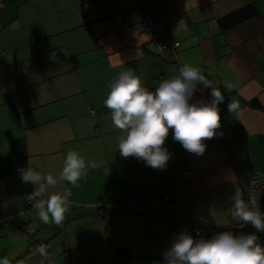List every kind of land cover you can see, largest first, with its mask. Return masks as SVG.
Segmentation results:
<instances>
[{"label": "crops", "instance_id": "1", "mask_svg": "<svg viewBox=\"0 0 264 264\" xmlns=\"http://www.w3.org/2000/svg\"><path fill=\"white\" fill-rule=\"evenodd\" d=\"M132 1L164 20L177 56L135 29ZM184 64L225 97L206 151L185 150L170 130L165 168L122 157L124 133L104 103L112 81L131 68L155 91ZM210 93L201 86L196 99ZM73 150L96 167L76 186L59 181L51 191L70 193L68 211L62 224H45L20 169L58 177ZM251 173L264 174V0H0V260L40 264L32 250L44 244V264H163L177 234H216L171 225L172 213L235 235L227 210Z\"/></svg>", "mask_w": 264, "mask_h": 264}, {"label": "clouds", "instance_id": "2", "mask_svg": "<svg viewBox=\"0 0 264 264\" xmlns=\"http://www.w3.org/2000/svg\"><path fill=\"white\" fill-rule=\"evenodd\" d=\"M179 26L187 28L183 20ZM201 86L211 88L210 101L192 100ZM223 86L225 91H231L230 84ZM224 100L220 86L214 85L198 68L184 64L155 91L145 87L141 77L131 68L122 71L112 81L104 103L111 110L113 126L124 133L119 137L120 155L143 160L154 169H163L170 159L165 147L170 130L173 139L185 150L202 155L207 147L205 141L214 138L221 127L219 105ZM236 109L237 104L230 100L229 112ZM95 167V161L86 164L85 158L73 150L67 153L58 177L29 166L20 169L22 181L35 186L28 200L43 223L60 225L64 222L70 193L51 191L59 181L76 186L86 168ZM232 201L227 211L233 221L243 225L250 223L257 231L264 232V212L251 193L245 199L243 193L236 190ZM258 239L255 233L234 235L231 231H223L210 239H197L181 232L164 252L163 264H264V246L257 242ZM36 254L41 258L40 264L50 259L44 244L32 250V255ZM0 264H9V260L4 258Z\"/></svg>", "mask_w": 264, "mask_h": 264}, {"label": "built area", "instance_id": "3", "mask_svg": "<svg viewBox=\"0 0 264 264\" xmlns=\"http://www.w3.org/2000/svg\"><path fill=\"white\" fill-rule=\"evenodd\" d=\"M130 8L137 15V21L134 25L135 29L144 32L148 39L151 42H156L160 50L167 51L170 54L177 56V52L180 47L179 41H171L168 34V26L164 22V20L159 17L148 13L145 9H143L140 5L136 3V1L130 2ZM196 99V93L192 98ZM234 149L229 150V156H233ZM191 172L188 170L184 173V179L187 182L190 178ZM242 182V190L244 194V198L247 199L249 193H251L252 197H254L255 202L260 205V200L264 198V174L263 173H251L246 175L245 177L240 176ZM169 197L166 196L164 198V202L160 209H163L168 204ZM30 207H33L31 201L28 202ZM185 218H189L190 220L184 221ZM170 220L171 225H180L184 226L187 229H194L195 234L201 237L209 238L213 234L217 233V230L213 226L208 227H197L196 223L192 217H184V216H174L168 218ZM235 227V235L241 234H249L255 233L259 239L258 243L264 246V232L257 231L250 223L247 225H243L242 223L234 224Z\"/></svg>", "mask_w": 264, "mask_h": 264}, {"label": "trees", "instance_id": "4", "mask_svg": "<svg viewBox=\"0 0 264 264\" xmlns=\"http://www.w3.org/2000/svg\"><path fill=\"white\" fill-rule=\"evenodd\" d=\"M130 9H131V8H130ZM131 10H132V9H131ZM174 216H181V215H179V214H176V213H175V214H173V213H172V214H170V217H174ZM187 220H190V219H189V218H185V219H184V221H187ZM194 223H196V224H197V223H199V221H198V220H194Z\"/></svg>", "mask_w": 264, "mask_h": 264}]
</instances>
